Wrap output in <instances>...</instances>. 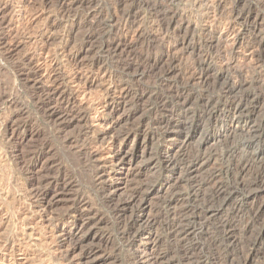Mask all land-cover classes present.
I'll list each match as a JSON object with an SVG mask.
<instances>
[{"label":"rangeland","instance_id":"rangeland-1","mask_svg":"<svg viewBox=\"0 0 264 264\" xmlns=\"http://www.w3.org/2000/svg\"><path fill=\"white\" fill-rule=\"evenodd\" d=\"M54 1L44 4L43 0H0V264H144L145 260L151 264H192L196 260L200 264H226L236 257H246L248 241L262 234L263 239L251 250L248 260V264H261L264 212L257 216V211L264 195L254 200L248 195L245 203L239 199L237 204L222 207L224 195L215 193V185L227 192L233 187L236 191L240 188L238 192L246 194L236 180L240 159L247 155L249 167L238 182L249 183L256 181V176H264L259 166L264 163V102L243 109L237 115L241 127L224 132L220 127L227 126V122L222 116L217 125L210 127L211 118L205 115L208 107L213 117L223 109V101L214 99L222 87L212 89L217 81L219 62L211 64V76L201 85L178 81L181 78L178 71L184 68V61L175 64L178 71L169 80L175 82L172 88L157 82L155 75L140 79L125 76L130 95L115 102L109 98L104 100L102 96L107 78L96 77L91 71L94 62L109 71L119 70V66L143 53L153 40L147 25L155 17L165 22L171 13H177V23L185 25L183 33L188 28L186 35L194 33L198 38L203 35L195 26L200 14L185 0H158L166 8H156L157 0H149L156 9L150 6L144 14L148 23L144 27V37L138 42L133 39L135 42L132 40L130 46L112 53L104 47L111 41L105 31L117 21L118 13L130 11L132 6L139 7L146 0H89L101 13L97 15L96 12L87 19L84 14L90 6L88 0H84L87 5L79 6V15L70 13L65 17L57 15ZM237 1L239 9H251L254 14L241 32V37L248 40L251 33L264 29V0ZM186 22L192 23L187 26ZM61 32H66L67 36ZM208 32L203 36L210 37ZM183 33L176 38L179 44L185 38ZM216 33L217 37L219 33ZM156 39L162 43L159 37ZM225 39L221 40L228 46L230 43ZM195 41L191 44L195 45ZM173 42V39L167 40L164 48L168 49ZM66 43L68 48L64 52L62 48ZM224 43L221 47H225ZM180 50L183 49L177 48L175 53L181 55L186 51ZM76 54L79 84L71 80L73 70L68 61ZM152 58L164 62L167 55L154 53ZM46 59L58 64L54 73L58 77L52 84L44 82L41 76L40 69L44 67L39 66H43ZM228 71L219 74L218 80L223 85L227 83L225 79L235 80L228 76ZM252 88L239 92L237 97L243 99L249 91L261 90ZM75 90L79 91V123L61 129L68 120L52 114L69 105L67 99L60 101L58 97L69 98L72 94L70 98H74ZM202 92L205 93L203 99L194 98L186 106L189 116L186 122L191 125L189 140L179 149L173 144L176 150L172 151L177 154L178 162L167 170L158 154L172 143L153 138L159 137L163 130L152 122L157 117L180 121L182 118L168 116L169 107L161 103L172 106L177 94L199 95ZM209 100L211 105L206 104ZM106 103L114 105L115 109L110 111ZM142 125L141 134L136 135ZM110 128L121 133L131 131L130 139L121 146L123 159L113 162L112 159L91 158V152L98 149L101 152L108 142V139L104 140L106 145L99 142L101 147L98 144V148L93 140L102 135L103 129ZM69 138L72 142H68ZM198 153L211 154L210 162L200 172L190 174L189 163ZM104 160L107 169L98 175V162ZM212 173H216L217 178L211 183L208 178ZM132 195L136 200L129 203ZM207 199L215 203L212 208H219V212L205 218L202 209ZM126 202L129 204L124 207ZM150 223H154L151 230ZM192 226L197 228L196 233L183 239L176 236L181 234L180 228ZM228 233L233 234L231 240L223 245L222 238ZM126 234H133L130 235L132 243H128ZM75 244L78 245L75 252L65 258L64 253ZM12 245L14 251L8 254Z\"/></svg>","mask_w":264,"mask_h":264},{"label":"bare ground","instance_id":"bare-ground-1","mask_svg":"<svg viewBox=\"0 0 264 264\" xmlns=\"http://www.w3.org/2000/svg\"><path fill=\"white\" fill-rule=\"evenodd\" d=\"M185 1L189 2L191 4V7L194 8L200 14V15H197L200 17V20H198L195 23L196 24L195 26H197L198 28H200V30L203 31V35L207 34L205 32L209 31L208 33H210V35H211L210 37L206 38L207 35L205 37L203 35H201V36L198 35L199 37L197 38L196 34H194V33L188 36V35H186L189 32L188 28H186L187 31L184 30L185 32L183 33V26H185V25L177 23L178 20L176 21V18H178V17H176L177 13H175V12H174L175 14L171 13L170 18L167 19V21L165 20V22L162 18L155 17L153 19L154 21H149L148 22L149 25H147L151 29V33L149 34V36L153 37L152 38L153 40L150 41L148 43V45L145 46L143 53L139 54V56H136V58L132 57L134 59L124 63L123 66H119V70L109 71L106 67L99 65V63H97V62H94V64L92 65L91 71H92V73H94V75L96 77L100 76V77L107 78V80L104 79L106 82H108V84L107 85L105 84L106 85V87L104 89L105 92H104V95H102V96L104 97V100L109 98V100H114V102H115V100H117V99H119V100L124 99L125 100L130 95V87L128 85V81H127V79H126L127 82L124 81L125 76H132L133 78L140 79V78H143L146 76H152V75L154 76L155 75L157 82H159L161 85L166 84V85H168V87L172 88V86L174 85L173 83H175V82H171L169 80H170L171 76L175 72L178 71L175 64L182 63L184 61L183 62L184 64H182L184 68H181L178 71L179 77H181L178 79V81H181V83H184L187 85H189V84L201 85L202 83H204L207 80V78L209 76H211V75H209L211 72V64L214 61L219 62L220 63L219 73L217 76L214 75L217 78L216 79L217 81H215V82L213 81L214 85L212 84L213 85L212 89H216L219 86H220L219 88L222 87L220 89L219 96H217L214 99H219V100L223 101V109L221 110V112L217 116L213 117V112H212V110H209V107H208V111L205 115L210 116V118H211V123L209 124L210 127L212 125L214 126L217 123L218 119L222 116V118H224V121L227 122V126L223 127V125H222L220 127V129H222V131H224V132H228L232 128L235 130L236 128L241 127L240 122L237 121V115H239L238 113H242L243 112L242 110L245 108L247 109V107L251 104L256 106L259 103L264 102V37H262V35H264V32H263L264 29L262 31L260 30V32H253V30H252V32H253V33H251L252 37L251 38L248 37L249 38L248 40L245 37H241V34H243V33H241L243 27H245L250 22V19L253 17L254 14L252 15L253 11L251 9H248V10H246V8L245 9L243 8V10L239 9V2L237 0H185ZM47 2H49V0H43L44 4L45 3L47 4ZM88 3H89V0H88ZM150 3L151 2L149 0H146L145 3H143L141 5L139 4V7L138 6L135 7V6L131 5L132 8L129 7V8H131L130 11H129V9H127L128 12H126V10H125V12L123 11L124 13H122V14L118 13L120 16L118 15L119 18L117 19V21L113 23V25L111 26V28L109 30L105 31V35L108 38H110V40H111V41H107L104 44V47L108 51H110L112 53H116L119 50L124 49L127 46H130L134 41L133 39H135V41H137V40H140L144 37V35H145L144 34V27L146 24H148V23H146V20H144V14L147 12V10L150 8V6L152 8H154V7H156V8L165 7L158 0H157L156 4L154 3V7H153V3H151V5H150ZM89 4L91 7L89 6L87 8V6H86L87 11L84 14L85 19L90 18L93 14H96V12H97V15H99L101 13V12H99L98 9H97L98 11L96 10L97 7L96 8L94 7L96 4L95 5H92V3H89ZM84 5H87V4H85L84 0H56L55 11L59 17L68 16L70 13H74L75 16H77V15H79V12H78L79 6H84ZM93 7L95 9H93ZM156 8H154V9H156ZM196 11H195V13H196ZM116 12H118V7H117ZM152 12H153V10H152ZM154 13H156V12H154ZM169 14H167V16ZM147 15L148 14H146L145 16H147ZM257 15L259 17L260 14H257ZM151 18H153V17H151ZM256 18H257V16H256ZM182 19H184V17ZM197 19H198V17H197ZM186 20H188V19H186ZM188 23L186 24L187 26H189L191 24V23L190 24H188ZM72 28H73V25H72L71 29ZM198 28H197V30H198ZM202 31H200V32H202ZM216 31L219 33L217 35V37L215 36V34H217ZM194 32H195V30H194ZM61 33H64V32H61ZM65 33H64V35L67 36V34H65ZM92 33L94 34L93 30H92L91 34ZM182 33L185 36V38H183V39H185L186 43L184 42L183 39H181L183 43L179 44V42L176 38L180 37L181 36L180 34H182ZM105 35H104V37H105ZM259 35L261 36V38L259 37ZM66 36H63V38L64 37L66 38ZM107 37H106V39H107ZM158 37L162 41L161 44L158 43V40L156 39ZM223 38H226L228 40V42L230 43L228 46L225 45L224 41L221 40ZM171 39L174 40V42H173L174 44H172V46L169 47L168 49L164 48V47H166V46H164V43L167 40L170 41ZM191 40H193V42ZM194 41L196 43H195V45H192L191 43H194ZM216 42H217V44H219V46L215 44ZM222 42L224 43L225 47H221ZM102 44H103V42H102ZM67 46H68V43H66V45L62 48L64 50V52H66L65 48H68ZM180 47L183 50H186L184 52H188V50H190L187 53L188 55L187 54L182 55L184 52L181 55H179V54L177 55L175 53V51L177 52V48H180ZM183 50H180V51H183ZM159 51H161V52L158 53ZM180 51L178 53H180ZM154 53L160 54V55L166 54L167 55L166 59L168 60V61L167 60L166 61L169 62V66L168 65L166 66V63H167L166 61L162 62L161 60H155L154 58H152V55ZM185 56H187V57H185ZM69 60L71 62V67H72L71 70H73V74L71 75V80L73 82H76L79 84V68H78L79 67V61H78L79 57L76 54L75 57L68 59V61ZM42 65L43 66H41V65L39 66L40 68L44 67V68L40 69L41 70V76L43 78L42 80L46 83H50V82H51V84L55 83L58 75H55L54 73L58 70V68H57L58 64L51 62V60H50V62H47V59H46V61H44ZM227 70H229L228 76L233 77L232 80L233 79H235V80L232 82H229L230 81L229 79H225V80H227V83H225L223 85L222 83H220V80H218V79H220L219 74H220V72L224 73ZM158 71H160V72H158ZM226 73H225L224 78L227 75ZM87 76H89V75H87ZM230 77H228V78H230ZM252 87H256V89L260 88L261 90L258 92H254L255 90L253 92L249 91V93H247L244 98L242 96L243 99H241L240 96L237 97V94L239 92H242L243 90L244 91L246 90V92H247V89H249V88L251 89ZM203 89H204V87H203ZM78 92L79 91H76L75 96L73 95L74 98H70V96L72 94L69 96V98H66V96H62V95L59 97L57 96L60 99V101L67 99V103L69 105L68 107L62 109V111H60V112L55 111V113H53V114L51 113L52 115L58 114L64 121L68 120L67 122H65V124H62L63 127H61V129H65V128H68L69 126H71L75 123H79V103L77 102ZM57 93L60 95L59 92H57ZM53 96H54V94H53ZM175 96H176V94H175ZM197 97L199 99H203L205 97V93L202 92L199 95H196L193 93L192 94L188 93V95H184L183 93L177 94V96L174 100L176 103H175V105H172V106H170V104H168V103H161L163 107H166V108L169 107L168 108L169 110L166 111L167 112L166 114L168 116L178 117L180 119L182 118L183 120L181 119L180 121L173 122L170 119H164V118L162 119L160 117H157V118L155 117L156 119H154L153 122L151 121L154 126H157L159 128V130L160 129L163 130V131H161V133L159 132L160 133V134H158L159 137H157L155 135V136H153V138L154 137L162 138L165 140V143H168V144L172 143L170 146H168L165 150L161 151L159 154L157 152L158 157H160L163 160V164L166 166L167 170L175 167L177 165V162H178V158H176L177 154L175 155L174 151H172V150H176V148L179 149V147H182L189 140V133H190L189 130L191 129V127H190L191 125H188L187 124L188 122H186V120L189 119L188 118L189 117L188 116V110H187L186 106L189 105L190 103H192L193 99L194 98L196 99ZM211 103H212L211 100H209V101H207L206 104L211 105ZM106 106L110 109V111H113L115 109V106L110 105V103H108ZM171 117H169V118H171ZM120 121H121V119H120ZM99 123H101V125H104L102 122H99ZM142 127H143V125L138 127V129L136 131V133H137L136 135L141 134L140 132L143 129ZM145 128H146V126H145ZM94 131H95V129L92 130V132H94ZM122 131H124V130H122ZM254 133H256V132H254ZM78 136H79V134H78ZM130 137H131V131H129V130L124 132V133H121L120 131L117 132L116 130L114 131V129H111V128L106 129V130L103 129L102 135L97 137L96 139L93 138L94 140L91 139V141L93 140V144H95V145L97 144L96 146H98L99 142L104 143L105 142L104 140L108 139V142L107 143L105 142L107 145L104 143V145H106V146L102 148L101 152H99V149H98L100 146V144H99V146L97 148L98 150L91 152V158L102 159V160L103 159H105V160L112 159L113 162L114 161H116V162L120 161L124 157V155L122 156L121 146H122L123 142H126L127 140H129ZM147 137H149V136H147ZM71 140L72 139L69 138L68 142H70ZM75 140H77L76 137H75ZM245 140H247V139H245ZM144 142H147V141H144ZM173 144H177V146H175L176 148L173 147ZM91 145L92 144L90 142V146ZM104 145H102V146H104ZM242 145H244V144H242ZM147 146H149V145H147ZM126 154H128V153H125V155ZM89 155H90V153H89ZM208 156H206V155L204 156V153H200V154L198 153V155L195 156V159L190 161L192 163H189L190 164L189 165L190 174H192L196 171L200 172L202 169H204V167L210 162L209 160L211 158V154ZM160 158H159V160H160ZM241 158L242 159H240L239 172L237 174L238 178L242 177L243 174L247 171V169L249 167V160L250 159L248 158V155L246 157H241ZM105 160L102 162H98V166H97L98 168H97V172H96V173H99L98 175H100L102 172L106 171V169H107V167H106L107 162ZM259 166H260V172H264V163H261ZM196 173H198V172H196ZM96 177H97V175H96ZM216 178H217L216 173H212V175L208 178V181H211V183H212L213 181H215ZM238 178L236 180L237 184H238V186H241L244 189V190L242 189L243 191H246V194L240 193L242 191L238 192L240 188L236 191L237 188L235 187V190H234V187H233V189H231L227 192L226 190H224L225 188H222L221 186L215 185L217 187L216 188L217 190L215 193L218 195H221V196L224 195L223 196V198H224L223 202L224 203H223L222 207H225V205H231L233 203L237 204V201L239 199H241L240 201L242 203H245L244 201H246V199H247L246 197L248 195H250V197L249 196L248 197L251 200H254L255 198L257 199L259 196L263 197V195H264V176H260L259 178H258V176H256V178H257L256 181H253L250 179L252 182H249V183H246V181H244V183L238 182ZM132 197H130L131 199L128 201L129 203L136 200L135 196L132 195ZM214 199H216V198H214ZM204 202H207V204L206 203L203 204V209H202V216L203 217L206 218L210 214L213 215V214H216L219 212L218 211L219 208L218 209L212 208V207H215V206H213L215 203H213V201L211 199H207ZM129 203L124 204V207H127ZM263 212H264V201H263V204H261L258 208V211H257L258 215L257 216H261ZM195 213H196V211H195ZM153 226H154V223L149 224L150 230L153 229ZM228 229H231V228H228ZM180 231H181V234H176V236L180 237V239H183V238L189 237L191 234L196 233L197 228H195V226L194 227L192 226L190 228H185V229L180 228ZM180 231H179V233H180ZM126 235H127L126 237H127L128 243H132L133 237H130L131 234H126ZM138 235L139 234H136V236H138ZM231 235H233V234L232 233L231 234L230 233L224 234V236L222 238L223 245H225V243H227V242H230ZM251 238L252 239L250 241H248V244L246 247L247 250H245V251H248L246 257H244L243 259H241L240 257H238V258L236 257L235 259H231L230 263H226V264H248L249 255H250V252H252L251 250L263 239L262 234H256L255 236H253ZM218 246L221 247V244H219ZM77 247H78V245L75 244L71 250H67L65 252L66 254L64 253V255H65L64 257L68 259L70 254L75 252ZM5 248H4L5 252H8L7 250H9V249H7V248L5 249ZM193 248H195V247H193ZM0 251H1V249H0ZM13 251H14V245H12L11 250L9 251L10 253L8 252V254H12ZM16 251H15V253H16ZM0 255H1V253H0ZM5 256H6V254H5ZM157 260L159 261V259H157ZM155 261L156 260H154V262ZM198 261L199 260H196L195 262L193 261L192 264H200V263H198ZM144 264H151V261L145 260ZM261 264H264V256L261 259Z\"/></svg>","mask_w":264,"mask_h":264}]
</instances>
